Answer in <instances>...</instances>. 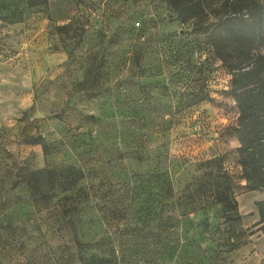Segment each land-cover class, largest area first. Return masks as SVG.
Masks as SVG:
<instances>
[{"label": "rangeland", "instance_id": "1", "mask_svg": "<svg viewBox=\"0 0 264 264\" xmlns=\"http://www.w3.org/2000/svg\"><path fill=\"white\" fill-rule=\"evenodd\" d=\"M249 1L264 3L206 0L182 22L167 0H0L2 264H82L75 233L114 264L264 261L215 30ZM216 157L238 222L201 191Z\"/></svg>", "mask_w": 264, "mask_h": 264}, {"label": "trees", "instance_id": "2", "mask_svg": "<svg viewBox=\"0 0 264 264\" xmlns=\"http://www.w3.org/2000/svg\"><path fill=\"white\" fill-rule=\"evenodd\" d=\"M27 1L29 6L47 3V0ZM167 1L177 10L181 21L186 22L199 15L202 3L206 0ZM245 8L246 12H242L241 16L218 20L215 30L218 31V56L229 67L232 75L230 92L239 109V116L231 131L239 141L236 151L241 177L246 180L247 188L264 190V54L255 50L263 36L264 3L249 1ZM209 163L215 164L216 169L208 173L209 179L205 182V189L201 191L209 192L214 201L220 203L227 219L238 222L240 215L232 191V177L222 168L220 157L211 159ZM64 170L68 173L76 172L74 168ZM42 172V169L32 171L34 175ZM50 172L54 173V170H49ZM64 183L70 186L74 180ZM256 206L259 219L254 225L260 224L259 229L264 235V199L257 201ZM73 237L78 254L90 250L87 258L80 259L82 264L116 263L114 249L94 244V251H91V243L81 242L76 233ZM235 245V242L229 243V249Z\"/></svg>", "mask_w": 264, "mask_h": 264}, {"label": "crops", "instance_id": "3", "mask_svg": "<svg viewBox=\"0 0 264 264\" xmlns=\"http://www.w3.org/2000/svg\"><path fill=\"white\" fill-rule=\"evenodd\" d=\"M252 191H254V190H252ZM263 199H264V194H263L262 196H260V198H259L257 201H260V200H263ZM256 212H257V211H256ZM254 215L256 216V218L251 222L252 224H254L255 222H257L258 219H259V217H258V213H254ZM259 226H260V224L255 225V227H259ZM259 232H260V230H259ZM261 236L264 237L263 234H261ZM261 254H262V258H260L259 261H261V260L264 258V251H262ZM263 260H264V259H263ZM262 263L264 264V261H262L261 264H262Z\"/></svg>", "mask_w": 264, "mask_h": 264}]
</instances>
